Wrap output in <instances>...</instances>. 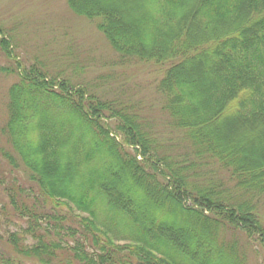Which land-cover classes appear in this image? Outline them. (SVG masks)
Returning <instances> with one entry per match:
<instances>
[{"label": "trees", "instance_id": "obj_1", "mask_svg": "<svg viewBox=\"0 0 264 264\" xmlns=\"http://www.w3.org/2000/svg\"><path fill=\"white\" fill-rule=\"evenodd\" d=\"M66 1L120 59L162 72L176 138L161 140L135 102L100 96L38 59L22 65L0 28L9 61L0 73L16 77L0 158L17 174L0 216L33 224L0 233V264H246L225 231L264 244L246 201L264 196V0Z\"/></svg>", "mask_w": 264, "mask_h": 264}, {"label": "rangeland", "instance_id": "obj_2", "mask_svg": "<svg viewBox=\"0 0 264 264\" xmlns=\"http://www.w3.org/2000/svg\"><path fill=\"white\" fill-rule=\"evenodd\" d=\"M136 1L140 8L141 1ZM66 2L0 0V28L11 34L14 50L18 54L15 60H19L24 66L34 63L36 59L41 60L50 72L61 71L74 82L89 83L100 96H118L135 102L141 115L153 124L155 133L161 140L175 141L176 131L169 127L170 119L162 108L163 97L158 92L162 72L153 63L120 59L102 32L97 29L95 22L74 14ZM8 64L9 61L0 52V66ZM15 80L12 73H0V126L6 118L5 92ZM117 139L121 141L120 137ZM183 146L186 145L178 146V150L173 148L172 152L181 154V151H177ZM126 148L133 152L132 147ZM216 171L218 177L224 179L223 186L231 192L233 187L227 180L226 172L219 169ZM19 172V175L23 174ZM205 174L206 171L203 176L195 177V182L205 183L203 178L208 179ZM14 177L17 174L9 170L0 158V207L5 195L4 188L15 183ZM233 195L234 198L241 199L246 194L237 192ZM246 197L249 196H244L243 199ZM246 201L253 203L254 212L256 211L264 224V196L249 197ZM184 202L190 204L188 198ZM28 226L33 224L25 218L8 222L0 216L1 234L22 233ZM225 237L227 240L234 237L238 239L240 253L245 254L246 264H264V244L259 237L252 236L251 240L240 231H225Z\"/></svg>", "mask_w": 264, "mask_h": 264}]
</instances>
